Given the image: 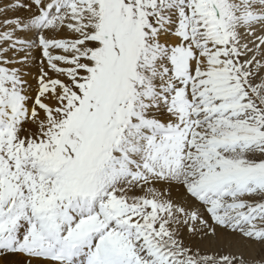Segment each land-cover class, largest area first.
<instances>
[{
  "label": "snow or ice",
  "instance_id": "obj_1",
  "mask_svg": "<svg viewBox=\"0 0 264 264\" xmlns=\"http://www.w3.org/2000/svg\"><path fill=\"white\" fill-rule=\"evenodd\" d=\"M0 264H264V0H0Z\"/></svg>",
  "mask_w": 264,
  "mask_h": 264
}]
</instances>
